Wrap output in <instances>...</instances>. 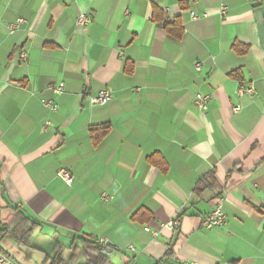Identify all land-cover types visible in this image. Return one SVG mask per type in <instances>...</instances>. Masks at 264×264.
Wrapping results in <instances>:
<instances>
[{
    "label": "crops",
    "instance_id": "1",
    "mask_svg": "<svg viewBox=\"0 0 264 264\" xmlns=\"http://www.w3.org/2000/svg\"><path fill=\"white\" fill-rule=\"evenodd\" d=\"M154 13L179 18L181 39ZM102 90L112 100L90 106ZM219 205L224 224L206 230ZM16 212L41 226L30 247L1 233ZM78 238L105 240L106 264H264V0H0V255L48 264L59 247L69 261Z\"/></svg>",
    "mask_w": 264,
    "mask_h": 264
},
{
    "label": "trees",
    "instance_id": "2",
    "mask_svg": "<svg viewBox=\"0 0 264 264\" xmlns=\"http://www.w3.org/2000/svg\"><path fill=\"white\" fill-rule=\"evenodd\" d=\"M153 20L161 22L163 28L168 35L175 40H180L183 34L181 21L179 18L173 21H167L163 18L156 17L154 13ZM237 50V46H234ZM245 52V51H243ZM129 72V71H128ZM93 145L97 146L110 132V126L104 125L93 127L89 130ZM151 161V159H150ZM216 181L213 173H208L201 177L195 185L194 193L198 194L215 185ZM41 226L38 223L32 222L22 213L16 212L13 221L5 226L1 231L2 234H9L23 245L30 247L32 237L38 233ZM70 253L69 261L63 258V249L57 247L53 257L49 258L48 264H73L78 255L82 256V264H106L109 248L101 247L95 242L85 239H75L70 248H67Z\"/></svg>",
    "mask_w": 264,
    "mask_h": 264
},
{
    "label": "built area",
    "instance_id": "3",
    "mask_svg": "<svg viewBox=\"0 0 264 264\" xmlns=\"http://www.w3.org/2000/svg\"><path fill=\"white\" fill-rule=\"evenodd\" d=\"M216 13L221 16L224 17L227 15L228 13V9L226 7H221L219 8ZM208 14L204 13V14H191L190 17L192 19H198L201 17H206ZM92 22V16L89 15L86 12H81L77 18L76 21V25L77 27L84 29L86 28L90 23ZM23 21L22 20H17L15 23L9 24L7 26L8 31L12 34L15 31L19 30L20 27L22 26ZM21 59L25 60L26 59V54L22 53L21 54ZM201 63L200 62H195L194 63V70L196 72H199L201 69ZM49 90L51 91V93L55 94V95H59L62 92V86L61 85H53L51 84L49 86ZM141 89L140 88H132L131 89V93L135 94L140 92ZM236 94L239 98H251L254 94H255V88L252 85H240L236 91ZM112 92L110 90H102L99 91L96 95L88 97L87 101L89 103L90 106H102L105 105L107 103H109L112 100ZM210 101V97L208 95H202V94H197L194 96V100H193V106L200 111H206L208 108V104ZM43 106L48 109L51 112H55L57 110V105L52 102V101H42ZM234 112H238L240 111V106H236L233 108ZM49 123L45 124V127L48 126ZM44 129V128H43ZM57 177L64 182L66 185H70L73 181L71 174L69 173V171L60 168L57 170L56 172ZM102 201L104 202H109L111 199V196H108L106 194H102L101 198ZM224 214L222 212L221 206H217L216 208H214L203 220H202V227L205 228L206 230H213L216 229L218 227H221L224 224ZM172 228V227H178V222L174 221V222H170L168 223L166 226H164V228ZM146 232H150V230L148 228L144 229ZM154 235H156V233H153ZM99 246L101 247H105L106 246V241L105 240H100L97 243ZM130 250H134L132 246L129 247ZM0 264H11V262L5 257L0 255ZM158 264H172V263H158Z\"/></svg>",
    "mask_w": 264,
    "mask_h": 264
}]
</instances>
